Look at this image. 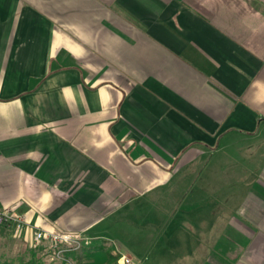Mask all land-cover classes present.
I'll return each instance as SVG.
<instances>
[{"label":"crops","instance_id":"obj_1","mask_svg":"<svg viewBox=\"0 0 264 264\" xmlns=\"http://www.w3.org/2000/svg\"><path fill=\"white\" fill-rule=\"evenodd\" d=\"M0 207L103 259L264 264V0H0Z\"/></svg>","mask_w":264,"mask_h":264},{"label":"built area","instance_id":"obj_2","mask_svg":"<svg viewBox=\"0 0 264 264\" xmlns=\"http://www.w3.org/2000/svg\"><path fill=\"white\" fill-rule=\"evenodd\" d=\"M27 228L25 217L13 208L0 207V230L10 229L16 233H23ZM34 241L41 246V254L49 260L72 264L69 253L80 252L90 243V238L82 233H55L44 230L34 232ZM120 264H132L131 260L122 256Z\"/></svg>","mask_w":264,"mask_h":264},{"label":"rangeland","instance_id":"obj_3","mask_svg":"<svg viewBox=\"0 0 264 264\" xmlns=\"http://www.w3.org/2000/svg\"><path fill=\"white\" fill-rule=\"evenodd\" d=\"M183 222L186 220L182 219ZM187 222V221H186ZM190 224H194L193 221H188ZM183 229H187L188 227H184ZM24 233V232H23ZM23 233H16L11 231L10 229H2L0 230V264H23L33 259V252L38 251L41 256V246H38L35 241L28 242L25 240ZM97 244V243H96ZM99 245V244H98ZM94 245L93 240L90 238V243L86 245L81 252L77 253V259H80L82 252H84V262H88L91 264H104L108 261V258L103 259L102 253H98L97 251H101L102 246ZM89 251V252H88ZM88 252V253H85ZM96 253L97 256L90 259L91 254ZM37 255V257H39ZM89 255V256H88ZM120 256V255H119ZM108 257V256H107ZM121 258V256H120ZM72 260V259H71ZM44 261L46 264H62L59 261H51L49 258L45 257ZM77 262V261H76ZM73 264V263H72ZM106 264V263H105Z\"/></svg>","mask_w":264,"mask_h":264},{"label":"trees","instance_id":"obj_4","mask_svg":"<svg viewBox=\"0 0 264 264\" xmlns=\"http://www.w3.org/2000/svg\"><path fill=\"white\" fill-rule=\"evenodd\" d=\"M81 252V251H80ZM42 253V252H41ZM77 253L78 252H74V253H69L67 254V256L69 258H73L74 255L77 256ZM37 255H39L38 251H34L33 252V259L26 262V263H23V264H46L45 261H44V256L41 254V256L39 255V257H37ZM78 257V256H77ZM76 257V258H77ZM119 259H120V256L119 255H113L109 250H108V261L106 262V264H120L119 263ZM64 264V263H62Z\"/></svg>","mask_w":264,"mask_h":264}]
</instances>
